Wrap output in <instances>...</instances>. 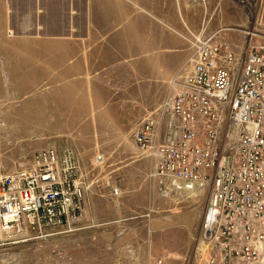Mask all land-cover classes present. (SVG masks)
Masks as SVG:
<instances>
[{
  "label": "rangeland",
  "instance_id": "rangeland-1",
  "mask_svg": "<svg viewBox=\"0 0 264 264\" xmlns=\"http://www.w3.org/2000/svg\"><path fill=\"white\" fill-rule=\"evenodd\" d=\"M203 29L243 56L264 0H0V175L70 148L86 187L74 228L0 245V264H209L210 188L163 196L133 144Z\"/></svg>",
  "mask_w": 264,
  "mask_h": 264
},
{
  "label": "built area",
  "instance_id": "built-area-1",
  "mask_svg": "<svg viewBox=\"0 0 264 264\" xmlns=\"http://www.w3.org/2000/svg\"><path fill=\"white\" fill-rule=\"evenodd\" d=\"M191 38L192 51L176 73L172 94L137 126L133 144L148 158V177L163 196L210 188L199 243L209 264H259L264 44L242 56L216 32L203 29ZM85 198L75 152L38 149L28 165L0 175V245L72 229L83 217Z\"/></svg>",
  "mask_w": 264,
  "mask_h": 264
},
{
  "label": "crops",
  "instance_id": "crops-1",
  "mask_svg": "<svg viewBox=\"0 0 264 264\" xmlns=\"http://www.w3.org/2000/svg\"><path fill=\"white\" fill-rule=\"evenodd\" d=\"M183 8H185V10H184V13L187 15V16H189V12L191 11V9H189L188 8V6L186 5V3L185 4H183ZM181 12V11H180ZM202 19H203V17H202ZM199 31V30H198ZM208 33H210V32H208ZM190 34V30L188 31V35ZM190 49V51H189V55H190V53H191V51H192V47H190L189 48ZM189 55H188V57H189ZM187 57V58H188ZM185 63V61H183L181 64H179L176 68H175V70L173 71V73L171 74V76H170V78H169V81H168V85H167V89H166V91H165V93L163 94V96L161 97V99L158 101V103L156 104V106L165 98V97H167L168 95H170V94H172V92H173V90H174V86H173V81H174V78H175V76H176V73H177V71L180 69V67L183 65ZM156 106H155V108H156ZM154 108V109H155ZM144 120V119H143ZM142 120V121H143ZM141 121V122H142ZM141 122H140V124H141ZM139 124V125H140ZM134 133V132H133Z\"/></svg>",
  "mask_w": 264,
  "mask_h": 264
},
{
  "label": "bare ground",
  "instance_id": "bare-ground-1",
  "mask_svg": "<svg viewBox=\"0 0 264 264\" xmlns=\"http://www.w3.org/2000/svg\"><path fill=\"white\" fill-rule=\"evenodd\" d=\"M74 228V227H73ZM263 259V258H262Z\"/></svg>",
  "mask_w": 264,
  "mask_h": 264
}]
</instances>
